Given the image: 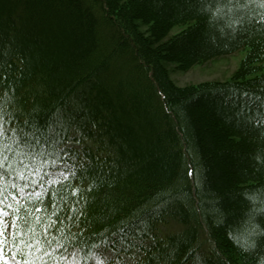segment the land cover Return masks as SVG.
<instances>
[{
  "label": "trees",
  "instance_id": "1",
  "mask_svg": "<svg viewBox=\"0 0 264 264\" xmlns=\"http://www.w3.org/2000/svg\"><path fill=\"white\" fill-rule=\"evenodd\" d=\"M155 1L157 11H140ZM200 2L210 5L185 7ZM251 12L252 31L226 27ZM262 18L264 0H0V151L14 168L23 160L37 169L40 183L27 191L39 199L22 201L19 215L25 239L41 238L52 253L46 264H236L222 236L245 264L264 262V211H256L264 208V168L252 163L255 174H243L232 148L216 149L195 115L203 102L238 107L235 97L254 93L256 114H243L250 124L231 123L227 144L264 148V75L168 93L160 67L176 45L190 47L182 63L190 67L264 44ZM251 56L248 64L263 58ZM153 142L159 158L147 151L141 164L129 161ZM58 171L67 179L49 183ZM236 194L260 200L250 205ZM242 216L239 227L226 221ZM107 252L112 259L101 263Z\"/></svg>",
  "mask_w": 264,
  "mask_h": 264
},
{
  "label": "rangeland",
  "instance_id": "2",
  "mask_svg": "<svg viewBox=\"0 0 264 264\" xmlns=\"http://www.w3.org/2000/svg\"><path fill=\"white\" fill-rule=\"evenodd\" d=\"M127 1V0H124ZM250 8L253 7L254 9V4L253 3H247ZM187 6H185L187 9L189 10H200L203 8H208L207 3L205 2H200L198 5H196V7L193 6H189L188 4H186ZM152 6H153V10L154 12L157 11L155 10V7L159 6L158 2H152L149 5H145L142 9H140V11H149L152 10ZM175 7H173V5L171 7L168 8V13L172 10L175 11L174 9ZM256 11V10H255ZM151 12V11H150ZM152 12V13H154ZM166 12V13H167ZM159 14V12L157 13ZM251 12V14L249 15V19L247 21H243L242 24H237L235 25L233 22H229L228 25H226V27L228 29L233 28L236 29V32H247V31H252L253 29H255V24L253 22V20L255 21L256 19V15L253 14ZM160 15V14H159ZM222 18V17H221ZM252 21V22H251ZM222 22V21H221ZM225 23V22H224ZM196 25V22H192L189 23L187 25H183V26H177L173 29H171L169 36L162 38L161 40H157V39H153L155 41V46L154 47H159V46H163V44H165L167 41H169V38H173V36L188 30L189 28L193 27ZM264 27V26H262ZM217 30H222L221 26H217ZM143 31H147V28L144 27L142 28ZM75 31L72 29V32ZM147 35L148 32L146 33ZM207 36L205 35V38ZM211 39H213V37H211ZM256 47H245L235 53L229 54V55H225V56H220V57H216L212 60H208V61H204L201 63H197L194 64L190 67H187L186 65L184 66L183 63V58L184 56H187V54H191V49L190 47H188L187 45H176L175 48V53H165L163 55V57H165L164 59L160 60V67L164 70V74L166 77V81L169 83V86H167V92H170V88L174 91H186V90H196L197 88L200 87H205V86H213L216 84H228L231 82H238V81H253L256 80L258 78H260L261 76L264 75V44L263 43H256L255 44ZM173 48V49H174ZM193 52V51H192ZM104 54V52H103ZM251 54L253 55H257V59H258V55L261 54V56L263 58H261L258 62H253L251 64H248V59L249 57H252ZM162 55V54H161ZM245 65H247V71H244V67ZM251 65V66H248ZM246 73V74H245ZM156 100V99H155ZM203 107H201V109H198L195 111V115L196 117L202 122L203 128L205 129V133L208 134V136L210 135L211 138H214V140L217 142V148L219 151L225 153V151L230 150L229 148H232L233 151V157H232V162L233 165H238L243 166V174L247 173V174H255L253 172V169L251 165H253L254 163L260 165L261 167L264 168V148H261L260 144L258 141H251V140H247L244 142V144L242 146L239 147H231L228 146L227 142L229 140V138L227 137L228 134H232L230 131V125L231 123L233 124V126H242L241 121H247L250 124V120L252 117H247L248 119L243 117V114H247V112H241L239 107L233 106L231 107L230 105H227L224 108H216V106L214 108L211 107V103H204L202 104ZM230 106V107H228ZM260 112H263L260 110ZM214 114L216 116H218L217 118H220L221 121L214 116ZM252 114H256L255 111L250 113V116ZM250 119V120H249ZM221 122V123H220ZM232 127V125H231ZM191 137V135H190ZM232 137V139H237L239 140V138L235 137V136H230ZM155 142V141H154ZM153 145H150L148 147H146L144 150L142 151H138V153H136V155L132 158H129V161H137L138 163H142L141 158H138L139 155L142 156V158H145V154L147 151H149L150 153H152L154 151ZM185 153V152H184ZM153 155L156 158H159V156L161 155L160 153H158L157 151L153 152ZM148 160V159H147ZM246 161H249L248 163H246ZM152 163V159H149L147 161V163ZM253 163V164H252ZM61 171H58L57 173L54 174V178L60 180L63 179L64 176L60 175ZM227 172V171H226ZM227 174V173H226ZM261 178L264 179V176L261 175ZM67 197V196H66ZM71 197H67V199H70ZM232 198H238V201L241 202L242 200H245L246 203H259L260 198L258 197H254V196H250L249 194H242L241 196H239L238 194H236L235 196L232 195ZM74 205L78 206L79 203H73ZM264 209V208H263ZM43 210V207H42ZM245 211H249L248 209H244ZM246 219V216H242L240 218H238L237 220H231L230 218H228L226 221L229 224V226H234V227H239L240 223H242V221H244ZM63 221H55L52 223V226H58L63 224ZM71 222L70 225H74V229L79 232V226L77 221H69ZM66 225V224H65ZM62 228H64V224L61 225ZM60 226V227H61ZM68 226V225H67ZM218 243L220 244V248H222L221 250L224 251L225 254H227V256L229 255V258L232 260V263H236V264H245L242 260V257L239 256L238 254H236L231 246L228 243V240H226V238L224 236H222L221 238L219 237L218 239ZM112 259V255L111 253L107 252L103 255V260L101 261V263H106L109 260ZM228 259V258H227ZM71 264H77V259H73L71 261Z\"/></svg>",
  "mask_w": 264,
  "mask_h": 264
},
{
  "label": "snow or ice",
  "instance_id": "3",
  "mask_svg": "<svg viewBox=\"0 0 264 264\" xmlns=\"http://www.w3.org/2000/svg\"><path fill=\"white\" fill-rule=\"evenodd\" d=\"M257 99L259 98L254 93L243 92L235 97L234 102L242 113H251ZM258 110H264V105ZM260 123L259 120L256 121L257 126H260ZM3 135V124L0 123V137ZM17 163L18 166L14 168L8 163L4 151H0V264H9V260L17 264H46L44 257L52 253L42 247L44 241L41 238L32 237L29 233V238L25 239L19 215L22 201L27 202L32 197L39 199L40 192L27 191L33 184L40 183L36 175L37 169L30 168L23 160ZM59 174L67 179L68 173L61 171ZM48 179L49 183H60L50 174ZM78 191L74 189L73 195ZM35 211L40 212L42 209L36 208Z\"/></svg>",
  "mask_w": 264,
  "mask_h": 264
},
{
  "label": "clouds",
  "instance_id": "4",
  "mask_svg": "<svg viewBox=\"0 0 264 264\" xmlns=\"http://www.w3.org/2000/svg\"><path fill=\"white\" fill-rule=\"evenodd\" d=\"M218 8H219V6H218ZM215 14H216V12L213 11V15H215ZM256 211L261 212V211H264V209H257ZM257 228H259V225H257ZM253 247H255V243H253ZM262 264H264V262H262Z\"/></svg>",
  "mask_w": 264,
  "mask_h": 264
}]
</instances>
